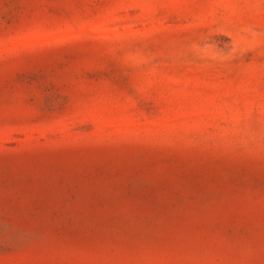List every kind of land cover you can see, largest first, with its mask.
Segmentation results:
<instances>
[{
  "label": "rangeland",
  "instance_id": "374dc122",
  "mask_svg": "<svg viewBox=\"0 0 264 264\" xmlns=\"http://www.w3.org/2000/svg\"><path fill=\"white\" fill-rule=\"evenodd\" d=\"M0 264H264V0H0Z\"/></svg>",
  "mask_w": 264,
  "mask_h": 264
}]
</instances>
